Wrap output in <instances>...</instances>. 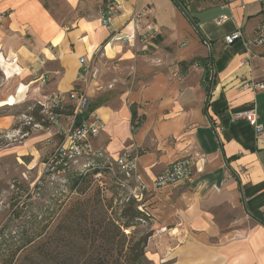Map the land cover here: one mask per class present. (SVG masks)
Returning a JSON list of instances; mask_svg holds the SVG:
<instances>
[{"label":"crops","instance_id":"1","mask_svg":"<svg viewBox=\"0 0 264 264\" xmlns=\"http://www.w3.org/2000/svg\"><path fill=\"white\" fill-rule=\"evenodd\" d=\"M109 1L120 9L104 26L100 17ZM59 2L60 8L50 0H0V112L78 88L79 72L99 54L148 62L150 77L128 90L93 85L86 90L88 111L104 123L91 140L93 147L114 160L140 152L136 175L148 189L141 209L156 225L148 247L164 229L168 235L147 259L264 264V138L232 118L254 102L257 123L264 128V90L242 88L264 82V47L247 45L264 24V0ZM221 16L227 18L224 23L217 22ZM135 20L140 32L149 24L158 29L144 47L137 38L112 40L120 33L133 35ZM236 31L242 37L226 44L224 37ZM194 60L209 62L208 80L204 68L181 66ZM131 107L137 118L133 125ZM14 120L0 114V131L12 130ZM195 154L206 162L190 183L153 190L166 165ZM223 209L238 216L223 221Z\"/></svg>","mask_w":264,"mask_h":264},{"label":"rangeland","instance_id":"2","mask_svg":"<svg viewBox=\"0 0 264 264\" xmlns=\"http://www.w3.org/2000/svg\"><path fill=\"white\" fill-rule=\"evenodd\" d=\"M50 4L62 7L59 0H50ZM62 13L68 15L69 12L66 8H62ZM147 63L137 60L125 62L115 58L108 59L99 54L89 68L87 81L77 82L78 88L85 92L91 85L96 89L104 88V91L110 92L128 90L130 85L135 86L137 80L150 77L151 68ZM29 112L27 105H21L3 108L0 114L13 115L16 126L20 123H28L22 113ZM60 121L64 123L62 118ZM61 140V136L56 134L49 136L43 129L33 126L29 127L27 136L20 135L18 130L0 131V258L3 255L2 251L8 248L15 249L22 243L21 235L40 234L42 230L53 228L57 214L70 197L91 198V203L87 207L88 216H94L92 219H96L103 214L115 217L124 209L126 200L131 196L130 189L119 186L110 175L106 173H101L100 176L94 175L93 167L96 162L86 159H80L76 164L72 163L64 173L54 174L51 178L45 177L48 175L46 168L48 155L61 144ZM42 175H44L43 179H41ZM80 177L81 183L74 188L72 182ZM42 182L44 188L35 193L33 187ZM16 183L21 186L18 192L15 188ZM129 185L133 186L131 182ZM26 194L30 197L27 198ZM98 199H102L101 206L97 204ZM20 205H25L21 218L12 220L11 212L17 210ZM237 216L236 213L223 209L220 219L225 221ZM78 223L83 226L84 220L80 219ZM92 223L89 217L87 226H91ZM133 223L134 226L125 231L127 234L133 232L138 236L151 233L145 249L149 259L150 253L157 252L160 242L168 239L167 232L164 229L165 236L157 235V241L150 242L151 245L148 247L155 233L156 225L153 218ZM151 264H154L153 261Z\"/></svg>","mask_w":264,"mask_h":264},{"label":"built area","instance_id":"3","mask_svg":"<svg viewBox=\"0 0 264 264\" xmlns=\"http://www.w3.org/2000/svg\"><path fill=\"white\" fill-rule=\"evenodd\" d=\"M184 2L185 0H181ZM120 6L111 2L101 15L100 21L104 26H108L114 16L118 14ZM227 20L225 16L219 17L218 23H224ZM133 35L116 34L112 40L130 42L138 39L143 43L147 39L155 37L158 29L155 25L149 24L143 32H140L137 20L133 23ZM137 34V35H136ZM242 37L239 31L224 37L226 44ZM253 47H264V24L259 25L254 31V37L247 43ZM145 49V48H143ZM90 67L82 68L78 74L77 82L87 81V75L90 73ZM243 89H251L252 91L264 90V82L244 83ZM41 108V115L47 126L43 128L40 125H33L35 128L43 129L49 136L56 134L62 137L61 144L53 149L48 155L47 173L50 178L54 174L64 173L69 169L72 163L76 164L80 159H86L92 162H100V166L96 167L101 173L110 175L113 180L121 187L130 189L129 197L141 202L143 193L148 189L141 182L137 173V154L131 156L129 153H122L115 160L106 151L95 149L91 144V140L99 135L104 128L103 121L95 114L88 111L90 98L85 91L78 88L71 89L67 93H57L51 97H44L43 100L35 102ZM64 105H71V115H63L61 111ZM64 120L61 123L60 119ZM236 120H243L253 127L258 138H264V128L257 123L256 107L254 102L246 107L245 110L236 112L232 115ZM206 158L203 155L195 154L193 157H182L165 166V168L155 177L152 183L153 190H160L166 187H176L186 183H190L195 173L201 172ZM62 164L60 171H56V166ZM95 167V166H94ZM93 167V168H94ZM130 182L133 184L130 187ZM141 211V207H139Z\"/></svg>","mask_w":264,"mask_h":264},{"label":"trees","instance_id":"4","mask_svg":"<svg viewBox=\"0 0 264 264\" xmlns=\"http://www.w3.org/2000/svg\"><path fill=\"white\" fill-rule=\"evenodd\" d=\"M111 1L108 2L110 5ZM183 69L189 67L204 68L205 80L209 79V62H198L196 60L181 63ZM77 89V87H76ZM29 113H22L26 116L27 124L20 123L14 125L13 130H18L20 135H28L29 127L40 125L43 128L47 126L41 115V108L36 103L30 104ZM71 105H64L61 111L63 115H71ZM132 125L136 118L134 107H131ZM139 151H134L131 156ZM100 162L96 161L93 168V174L100 171L96 168ZM62 164L56 166V171H60ZM66 172V171H65ZM48 174V173H47ZM44 175H42L43 179ZM50 178V175H45ZM82 178L75 179L72 186L77 187ZM44 182V181H43ZM38 183L33 187L35 193L44 188V183ZM18 192L21 189L19 184H15ZM27 193V192H26ZM30 194V193H29ZM27 198L30 195L26 194ZM102 199H98V205L101 206ZM91 203V198L70 197L63 205V208L57 214L56 224L47 231L42 230L40 234L27 233L21 235L22 243L15 249H6L2 251L0 264H151L146 257V247L151 233L135 236L133 232H125L134 226L133 222L149 220L150 215L144 210L141 211L142 203L132 197H128L125 207L119 214L112 217L103 214L96 219L94 216H88L87 207ZM13 207V205H12ZM25 205H20L17 210L11 212V219L21 218ZM93 222L87 226V221ZM83 219V226L77 222ZM6 251V252H5ZM5 252V253H4Z\"/></svg>","mask_w":264,"mask_h":264},{"label":"water","instance_id":"5","mask_svg":"<svg viewBox=\"0 0 264 264\" xmlns=\"http://www.w3.org/2000/svg\"><path fill=\"white\" fill-rule=\"evenodd\" d=\"M181 8V10H182V12L184 13V15H185V17L192 23V21H191V19H190V17L186 14V12L184 11V9L182 8V7H180ZM192 25H194L193 23H192ZM199 32V31H198ZM201 37H202V35H200ZM203 38V37H202Z\"/></svg>","mask_w":264,"mask_h":264}]
</instances>
